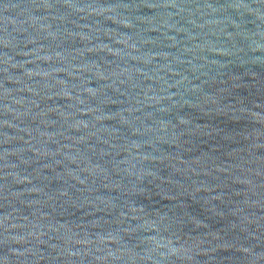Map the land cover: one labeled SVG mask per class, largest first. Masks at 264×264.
I'll return each instance as SVG.
<instances>
[{
  "label": "water",
  "instance_id": "obj_1",
  "mask_svg": "<svg viewBox=\"0 0 264 264\" xmlns=\"http://www.w3.org/2000/svg\"><path fill=\"white\" fill-rule=\"evenodd\" d=\"M0 264H264V0H0Z\"/></svg>",
  "mask_w": 264,
  "mask_h": 264
}]
</instances>
